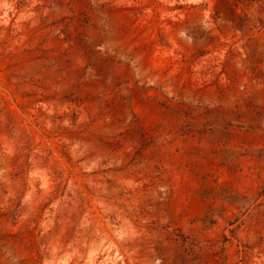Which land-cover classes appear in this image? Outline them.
<instances>
[{"label": "rangeland", "instance_id": "rangeland-1", "mask_svg": "<svg viewBox=\"0 0 264 264\" xmlns=\"http://www.w3.org/2000/svg\"><path fill=\"white\" fill-rule=\"evenodd\" d=\"M0 264H264V0H0Z\"/></svg>", "mask_w": 264, "mask_h": 264}]
</instances>
